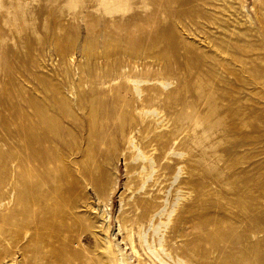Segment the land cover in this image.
<instances>
[{
	"label": "rangeland",
	"instance_id": "rangeland-1",
	"mask_svg": "<svg viewBox=\"0 0 264 264\" xmlns=\"http://www.w3.org/2000/svg\"><path fill=\"white\" fill-rule=\"evenodd\" d=\"M0 264H264V0H0Z\"/></svg>",
	"mask_w": 264,
	"mask_h": 264
}]
</instances>
